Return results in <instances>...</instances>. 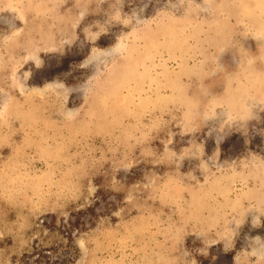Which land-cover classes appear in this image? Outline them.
Segmentation results:
<instances>
[{
  "label": "rangeland",
  "instance_id": "obj_1",
  "mask_svg": "<svg viewBox=\"0 0 264 264\" xmlns=\"http://www.w3.org/2000/svg\"><path fill=\"white\" fill-rule=\"evenodd\" d=\"M0 264H264V0H0Z\"/></svg>",
  "mask_w": 264,
  "mask_h": 264
}]
</instances>
